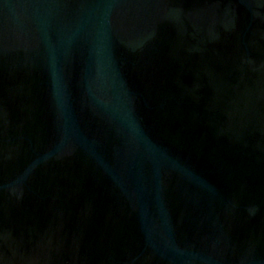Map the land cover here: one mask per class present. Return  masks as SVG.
<instances>
[{"label":"water","instance_id":"water-1","mask_svg":"<svg viewBox=\"0 0 264 264\" xmlns=\"http://www.w3.org/2000/svg\"><path fill=\"white\" fill-rule=\"evenodd\" d=\"M0 264H264V0H0Z\"/></svg>","mask_w":264,"mask_h":264}]
</instances>
